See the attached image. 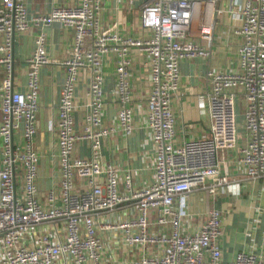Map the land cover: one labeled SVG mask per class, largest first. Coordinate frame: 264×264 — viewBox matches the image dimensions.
Listing matches in <instances>:
<instances>
[{
  "label": "built area",
  "instance_id": "1",
  "mask_svg": "<svg viewBox=\"0 0 264 264\" xmlns=\"http://www.w3.org/2000/svg\"><path fill=\"white\" fill-rule=\"evenodd\" d=\"M220 1L148 3L141 12V26L153 35L132 39L101 27L103 0H82L77 6L35 16H29L26 0H1L0 264H111L106 254L112 244L128 250L124 264H224L222 213L213 208L199 229L185 231L183 201L199 190L215 194L230 188L226 155L233 150L239 151V164L249 180L264 178V0L234 3L239 71L208 72L210 137L176 146L173 111L174 95L181 87V62L209 56L194 39L211 42L215 16L223 13L216 9ZM57 23L74 32L75 44L71 58L62 63L65 83L57 123L61 183L42 199L35 138L40 70L51 63L47 38L43 32L38 35L35 51L26 62L25 93L14 83L13 44L16 32ZM135 50L148 56L152 90L146 107L156 158L151 184L136 189L127 174L128 195L123 196L119 169L101 163V140L114 131L102 122L103 64L109 56L116 59L117 121L129 137L135 129L130 82ZM83 70L91 73L90 104L85 127L78 133L74 113ZM239 109L246 135L242 147ZM81 140L90 141V158L76 156ZM77 180L85 184L78 185ZM261 237L264 244V228ZM229 264H264V250L239 252Z\"/></svg>",
  "mask_w": 264,
  "mask_h": 264
},
{
  "label": "crops",
  "instance_id": "2",
  "mask_svg": "<svg viewBox=\"0 0 264 264\" xmlns=\"http://www.w3.org/2000/svg\"><path fill=\"white\" fill-rule=\"evenodd\" d=\"M155 0H103L100 15L101 27L113 30L123 37L148 39L152 32L141 26V12L144 6ZM239 3L243 0H237ZM82 0H26L29 16L48 14L57 7L77 6ZM236 0H221L216 9L223 13L215 16L211 42L196 37L208 53L206 58L182 61L180 66L181 87L174 95L173 111L176 118L175 145L183 146L185 141L202 140L210 137V114L208 94L210 83L208 72L234 73L239 71L238 48L240 38L235 35L238 23L233 19L236 12ZM1 4V0H0ZM195 29L198 27L195 24ZM43 32L47 38V52L51 63L40 70V108L37 115V135L35 150L39 155L38 189L42 199L61 183L59 141L57 123L61 91L65 83V68L62 63L71 58L75 44V35L71 29L61 24L50 28L31 25L25 33L14 35V83L18 91H27L29 68L27 60L36 48V38ZM4 42L0 36V44ZM0 67V83L4 77ZM105 109L102 112L104 128L114 130L101 140V163L113 165L120 171V193L127 196L124 176L130 174L136 189L148 187L154 178L156 150L148 127L146 101L152 90L148 56L135 50L132 54L130 82L132 90L131 107L134 110V132L126 137L120 130L117 97L116 59L107 57L103 64ZM91 85V73L83 70L76 88L75 127L81 133L85 127V117L89 109L88 93ZM241 126L240 147L246 144L243 130V117L239 109ZM2 121L0 98V124ZM22 136V130L16 139ZM0 139V167L2 159ZM91 143L81 140L76 145V156L90 158ZM226 158L230 173V188L212 194L199 190L183 201L186 216L185 231L197 230L207 220L208 212L215 208L222 213L224 236L222 239L223 262L231 263L239 252L260 253L264 250L261 230L264 228V178L251 181L239 164L238 150L230 151ZM78 185L85 184L77 180ZM178 207V204L175 205ZM107 259L111 264H124L129 252L123 246L109 245ZM111 253L114 256L111 258Z\"/></svg>",
  "mask_w": 264,
  "mask_h": 264
}]
</instances>
